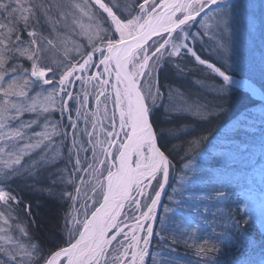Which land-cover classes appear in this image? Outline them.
Instances as JSON below:
<instances>
[{
    "label": "snow or ice",
    "instance_id": "1",
    "mask_svg": "<svg viewBox=\"0 0 264 264\" xmlns=\"http://www.w3.org/2000/svg\"><path fill=\"white\" fill-rule=\"evenodd\" d=\"M231 7L225 0H135L123 7L121 0H0V264H145L153 236L161 234L164 243L170 237L171 246L193 250L195 264H218L210 258L220 251L217 241L244 236L228 203L227 185L213 181L201 190L185 188L174 208H165V216L156 213L171 168L161 150L164 133L157 131L152 112L162 99L160 74L165 69L177 77L210 70L221 78L213 91L226 101L230 75L202 58L196 46L214 41L209 51L223 52ZM69 36H82L88 45ZM61 46L63 59L50 61L49 53ZM77 81L80 93L75 92ZM86 86L94 89L93 112L88 111L93 93ZM42 94L45 103L37 104ZM57 107L62 116L68 114L70 133L68 126L61 133L46 115ZM203 111L199 106L195 114ZM26 113L34 118L25 120ZM238 123L242 127L244 121ZM69 136L71 144L65 146L72 171L66 166L50 173L48 183L41 172L55 160V138L67 141ZM204 139L188 141L189 150ZM89 147L91 160L87 155L82 160ZM66 184L74 193L61 187ZM18 189L54 206L72 201L64 216L67 239H56L58 216L52 218L49 240L35 235L43 220H19L18 210L33 213L31 203L21 209ZM184 192L197 203L189 206ZM157 219L159 233L153 225ZM160 256V264L180 259L170 252Z\"/></svg>",
    "mask_w": 264,
    "mask_h": 264
},
{
    "label": "rangeland",
    "instance_id": "2",
    "mask_svg": "<svg viewBox=\"0 0 264 264\" xmlns=\"http://www.w3.org/2000/svg\"><path fill=\"white\" fill-rule=\"evenodd\" d=\"M134 2L135 0H121V6L123 7ZM225 3L232 7L230 9L228 31L224 37L225 47L223 52L220 54H212L209 51L214 45V41H209L208 43H203L202 41L198 42L196 51L202 58L215 63L216 66L220 67L226 74L235 76L236 78L246 79L252 85L257 87L264 95L262 91V87H264V0H225ZM197 27H199V25H197ZM195 31L196 29L194 28L193 32ZM67 39L69 41L75 39L77 44L82 41L85 47L88 45V40L82 36H69ZM205 39L207 40L208 38L205 37ZM68 47H72L71 43L68 44ZM71 55H76L75 50L71 52ZM54 58L63 59V46H61L59 52L49 53V60L51 61ZM189 59L192 63H195L193 58L189 57ZM27 63L28 62L25 61V64ZM189 67H191V65H189ZM200 67L203 69V66H196V68ZM203 70L219 81L218 77L210 70ZM93 71H95V69H93ZM216 84L217 83L214 85ZM227 87L228 89H232V91H229L228 97L231 96V94L234 93L233 90H235L258 101V98L250 95L243 89L231 85H228ZM88 90L93 93L91 98L92 104L88 111L93 112L95 111L94 89L88 87ZM75 92H81V84L79 81L76 82ZM209 94L211 96L213 95L212 97L217 95L213 90L209 91ZM43 103H45V101L42 94L37 98V104ZM160 104H162V99L157 101L156 106L153 108H157ZM199 104H196L195 102L187 103L183 98L178 97L176 100L172 99V102L169 105L172 106V109H180L176 110L177 116L182 115L184 117L199 115V117H205L204 111L201 114H195L196 108L200 106ZM183 109L189 110L185 111ZM46 115H48L51 123L60 126L59 130L61 133L65 131V126H68L67 113H64L62 116L59 107H57L55 112ZM72 115L75 117V108H73ZM30 117L34 118V114L26 113L23 118L27 120ZM96 119L99 121L100 117H97ZM240 121H244L245 124L241 127L239 123H237L235 126H232V129H241L240 131L244 130L245 132L251 131V121L247 122L243 120V118ZM84 127L85 125L82 117L80 121L81 131H83ZM88 127L89 130H91V123H89ZM38 130H42V127ZM67 131L69 133L72 131L70 126L67 127ZM256 134H259V141H255L256 146L249 147V152L243 151V147L245 146L236 148L231 145L230 147L227 138L229 134H226L223 136L226 138L222 139L221 146H219L218 143H215V153L212 154L210 158H208V156L205 157V160L202 163L190 161L180 167L179 171L175 173L176 176L172 173L174 170L171 167L166 188L162 192L160 203L156 208L157 217H163L166 215L165 208L173 209L175 202L181 199L180 194L185 188L197 191L204 189L209 181H213L218 185L222 184V181L224 180L233 181L230 186H228V182L225 181L227 184L226 191L228 193V203L232 208L233 215L241 220L240 230L244 232V236L241 237L239 234H233L222 238V242L217 241V246L220 251L212 253L210 258L217 261L218 264H260V262L264 260V129ZM242 135L243 134H241V136ZM55 139L56 151L53 153L55 160L53 163L49 164L53 166L51 167V171L54 169L59 173L64 171L67 166V171L71 172L72 168L68 164V147L65 146L66 144L70 146L71 137L69 136L67 141L61 140L60 137H56ZM87 141L88 137L84 136L83 142L86 146ZM255 148H257V150H253ZM97 152H101L99 147L97 148ZM85 155L91 160L92 151L90 147L87 153H81L82 160ZM226 155L238 164L234 165L227 174L223 175L224 180L220 181L221 178H217L218 173L215 172V169L219 167L221 161H224L223 156ZM62 156L65 157L66 161H61L60 158ZM212 157V160H208ZM248 165L250 166V169L246 171L245 168ZM232 173H234L233 176ZM41 176L44 177L47 176V174ZM190 180L193 181L192 184L188 183ZM153 183L155 185V182ZM93 184L95 185V181H93ZM169 184H172L173 186H171L168 191ZM95 186L98 188V185ZM64 187H67L68 191L74 193V189L70 184H66ZM89 195H91L90 189ZM97 199L102 201V193L97 196ZM184 200L189 206L197 203L195 198L190 196L188 192H184ZM71 205L72 201H70L67 209H65L66 213L71 211ZM24 206L25 205H21V209H24ZM200 210L203 211V208L201 207ZM170 214V212L167 213V215ZM192 216L195 217V211L192 212ZM18 218L24 224L30 223L28 221V213L26 210H18ZM196 220L199 221V218L196 217ZM245 221H247V223H245ZM153 225L155 232L159 233V219L153 221ZM195 226L196 225L194 224V227ZM61 236L64 239H67V235L63 230ZM156 239L159 242L164 243L163 234L154 235L152 241H155ZM151 247L152 244L150 243L148 246L149 255H146L145 257V264H160V260L162 259L160 256L161 252H170L173 258L179 257L180 259L177 260V264H195V261L197 260L194 251L186 249L183 244H180L179 246H171L170 237H168L167 243H164L161 246L162 248L159 247V250H154V248L152 249ZM163 259H168V257H163Z\"/></svg>",
    "mask_w": 264,
    "mask_h": 264
},
{
    "label": "trees",
    "instance_id": "3",
    "mask_svg": "<svg viewBox=\"0 0 264 264\" xmlns=\"http://www.w3.org/2000/svg\"><path fill=\"white\" fill-rule=\"evenodd\" d=\"M198 69L202 68L200 67ZM217 81L218 80H216L214 76L212 77L211 74H208L205 70L202 72L193 69L180 77L172 74L168 69H165L160 74L158 86L162 92V104L152 109L153 120L157 126V131H163L164 133L163 147L161 150L165 151L171 161V167L174 170L171 172L174 173V175L179 171L180 167L190 161L202 163L205 157L208 156V158H210L212 154L215 153V143L221 146L222 139L226 138L223 136L226 134H229L227 138L230 147L231 145L236 148L245 146L243 147L244 152H249V147L256 146L255 141H259L258 136L260 133H256L264 129V105L251 99L244 93L235 90H233L234 93H232L231 96L226 97V101L218 99L217 95L212 97L213 95L211 96L209 91L213 90L216 86L214 84L217 83ZM229 91H232V89H229ZM262 91L264 93V87H262ZM177 92L182 94V98L187 103H201L199 105L203 106L205 109V117H199V115L177 116L176 111H173L172 106L169 105L172 99H178L176 95ZM209 112L212 113L211 119L207 118ZM245 117H247L246 120ZM242 118L247 122L251 121V131L245 132L244 130L240 131L241 129H232V126H235ZM241 134L243 135L241 136ZM197 136H203L206 137V139L202 140L199 148L189 150L188 141ZM253 150H257V148ZM223 158L224 161H221L219 167L215 169V172L218 173L217 178H221L220 181L224 180L223 175L227 174L234 165L238 164L231 160L228 155L223 156ZM60 159L63 162L66 161L63 156ZM212 159L213 157L208 160ZM51 167L53 166L47 165L41 172V175L47 174V176L41 177L48 183H51L48 179L49 174L57 173L54 169L51 171ZM245 169L246 171L249 170L250 166H246ZM233 175L234 173H232V176ZM225 181L228 182V186L233 182L231 180H224L222 184L227 185ZM169 185L168 191L170 187L173 186L172 184ZM61 187L63 188L64 185H61ZM18 192H20L18 199L23 200V205L26 206L31 203L33 215H28V221H44L40 224L39 230L35 235L41 240H49L55 224L52 218L58 216L59 230L56 232V239L59 240L62 237L63 219L66 214L65 209H67L70 201L66 199L60 200L54 206L47 200L38 199V194L33 195L26 190L21 192L19 189ZM61 204L63 208H60ZM32 227L35 228L36 225L32 224ZM151 244L152 249L159 250V247L162 248L161 246L164 243L156 239L152 241Z\"/></svg>",
    "mask_w": 264,
    "mask_h": 264
},
{
    "label": "bare ground",
    "instance_id": "4",
    "mask_svg": "<svg viewBox=\"0 0 264 264\" xmlns=\"http://www.w3.org/2000/svg\"><path fill=\"white\" fill-rule=\"evenodd\" d=\"M230 77L232 79V83L229 85L234 86V87L239 88V89H243L244 91L248 92L250 95H252L258 99L264 98V95L261 93V91L257 87L252 85L246 79L236 78L235 76H230Z\"/></svg>",
    "mask_w": 264,
    "mask_h": 264
},
{
    "label": "water",
    "instance_id": "5",
    "mask_svg": "<svg viewBox=\"0 0 264 264\" xmlns=\"http://www.w3.org/2000/svg\"><path fill=\"white\" fill-rule=\"evenodd\" d=\"M258 100H260V101H262L264 103V99H258Z\"/></svg>",
    "mask_w": 264,
    "mask_h": 264
}]
</instances>
